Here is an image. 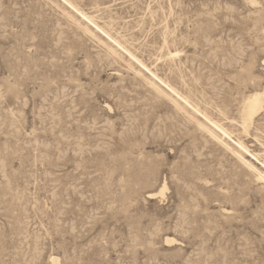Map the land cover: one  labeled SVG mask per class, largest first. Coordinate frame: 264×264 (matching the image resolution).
Masks as SVG:
<instances>
[{"label":"rangeland","instance_id":"374dc122","mask_svg":"<svg viewBox=\"0 0 264 264\" xmlns=\"http://www.w3.org/2000/svg\"><path fill=\"white\" fill-rule=\"evenodd\" d=\"M263 90L264 0H0V264H264Z\"/></svg>","mask_w":264,"mask_h":264},{"label":"bare ground","instance_id":"6f19581e","mask_svg":"<svg viewBox=\"0 0 264 264\" xmlns=\"http://www.w3.org/2000/svg\"><path fill=\"white\" fill-rule=\"evenodd\" d=\"M175 102V101H174ZM263 102H264V90L262 92H253L251 93L245 101V105H244V109H245V120L246 121H251L254 116H256L263 108ZM175 104V103H174ZM207 131V130H206ZM209 134L211 135V137L216 140L218 143H221L225 146H227V144L223 141V139L216 134L214 131H212L211 129L208 128ZM228 147L230 148V146L228 145ZM227 147V148H228ZM231 149V148H230ZM234 156L245 166H247L248 168H250V170H252L257 179L261 180L262 182H264V171L258 169L257 167H255L254 165H252L249 161H247L239 152H237L236 150H233Z\"/></svg>","mask_w":264,"mask_h":264}]
</instances>
